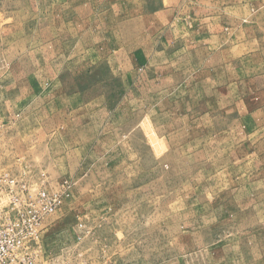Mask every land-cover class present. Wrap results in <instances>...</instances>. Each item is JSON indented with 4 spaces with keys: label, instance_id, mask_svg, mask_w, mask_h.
Wrapping results in <instances>:
<instances>
[{
    "label": "rangeland",
    "instance_id": "rangeland-1",
    "mask_svg": "<svg viewBox=\"0 0 264 264\" xmlns=\"http://www.w3.org/2000/svg\"><path fill=\"white\" fill-rule=\"evenodd\" d=\"M51 108L38 264H264V0H0V122Z\"/></svg>",
    "mask_w": 264,
    "mask_h": 264
},
{
    "label": "built area",
    "instance_id": "built-area-1",
    "mask_svg": "<svg viewBox=\"0 0 264 264\" xmlns=\"http://www.w3.org/2000/svg\"><path fill=\"white\" fill-rule=\"evenodd\" d=\"M17 177L0 178V264H38L45 223L63 205L69 192L37 194Z\"/></svg>",
    "mask_w": 264,
    "mask_h": 264
},
{
    "label": "crops",
    "instance_id": "crops-1",
    "mask_svg": "<svg viewBox=\"0 0 264 264\" xmlns=\"http://www.w3.org/2000/svg\"><path fill=\"white\" fill-rule=\"evenodd\" d=\"M23 60H28V57H22L17 62ZM34 60L29 59L31 62H34ZM51 61V64H56L54 68L51 65L52 76L57 77L59 72L58 60L56 58L57 62H54L52 58ZM18 84L20 82L15 87H19ZM56 112H58L57 108L54 111L56 122L51 119L53 116L52 108L50 110V122H17L19 132L16 136L10 133L13 122H0V161L7 162L18 159V163L15 161L18 166H14L16 169L13 170L20 175L30 172L39 176L40 173L43 174L42 169L44 168L50 175L57 174L59 170H56L53 158L58 157L60 122H57ZM43 160L45 161L42 162ZM48 160H50V163H48ZM29 162L33 164H29ZM0 167L6 170L11 169L5 164ZM24 178L27 180L26 177ZM30 183L29 180L28 184Z\"/></svg>",
    "mask_w": 264,
    "mask_h": 264
}]
</instances>
